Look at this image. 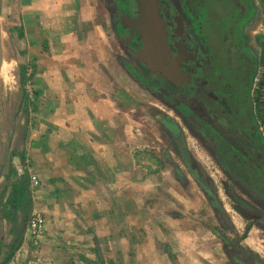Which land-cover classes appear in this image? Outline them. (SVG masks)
Instances as JSON below:
<instances>
[{"label":"crops","instance_id":"1","mask_svg":"<svg viewBox=\"0 0 264 264\" xmlns=\"http://www.w3.org/2000/svg\"><path fill=\"white\" fill-rule=\"evenodd\" d=\"M3 23L17 80L8 87L11 108L25 115L24 150L10 154L30 165L21 178L12 164L20 178L11 184L27 181L29 204L17 213H38L43 232L34 240L29 218L17 220L18 238L1 231L0 264H234L223 238L236 245L231 240L247 220L224 203L220 167L185 126L193 164L174 158L179 149L163 104L153 98L152 114L133 123L134 107L128 110V93L116 83L129 57L108 1L0 0ZM163 147L170 164H159ZM196 174L215 185L213 203ZM242 244L264 255L263 231L249 227Z\"/></svg>","mask_w":264,"mask_h":264},{"label":"flooded vegetation","instance_id":"2","mask_svg":"<svg viewBox=\"0 0 264 264\" xmlns=\"http://www.w3.org/2000/svg\"><path fill=\"white\" fill-rule=\"evenodd\" d=\"M107 1L115 36L137 64V81L170 111V115L165 113L164 124L177 138L182 162L193 164L183 141V125L208 150L213 164H218L227 182L233 185L234 188L223 182L234 207L247 220L243 231L257 226L264 233V199L259 196L264 195V169L259 170L256 159L261 152L254 142L256 131L264 137V87L260 85L261 76L257 78L260 68L264 70V34L257 31L259 1L156 0L163 22L155 26V31H159L164 43L156 45L152 55L142 57L134 53L145 45V38L138 31L139 0ZM208 15L219 21L211 23ZM257 50L261 51L260 58ZM219 59L223 63L215 64ZM255 80L259 81L258 87ZM237 82L241 83V93ZM240 106L243 113L239 112ZM223 164L235 167L226 169ZM253 164L254 173L258 174L255 178ZM240 170L257 180L260 193L244 184L245 180L235 173ZM196 176L201 177L198 182L212 202L216 197L215 185L201 174ZM242 240L235 235L231 242L236 245L232 247L223 238L234 252V264H264V255L244 246Z\"/></svg>","mask_w":264,"mask_h":264},{"label":"rangeland","instance_id":"3","mask_svg":"<svg viewBox=\"0 0 264 264\" xmlns=\"http://www.w3.org/2000/svg\"><path fill=\"white\" fill-rule=\"evenodd\" d=\"M259 1V7H260V14L257 18L258 21V32H262L264 34V0H258ZM217 18H220L215 14ZM211 19V23H217L219 20L214 19L213 16L208 15L207 19ZM215 25V24H214ZM7 25L6 23H3V26H1V33H2V49H3V63L0 69V232L2 231V234L7 238V231H9V227L12 224L9 219L2 217V211H4V205H5V198L8 194V192L11 190V182L14 181L15 177H17L16 173H10L11 169L9 168L17 164L18 168L20 169L21 178L24 177V175H28V167L30 168L29 161L21 160L17 156H12L10 154L16 151V152H22L24 150V123L23 118H25L24 112H14L16 107H12L11 105L15 102H12L11 100V94L9 95L8 87L12 83H16V76L13 78L11 77L10 72L12 70V65L8 64L11 62V53L10 47H9V38L6 33ZM264 40V39H263ZM238 57V56H237ZM115 59H112V62H114ZM238 63L240 62L237 60ZM223 60H217L215 64H222ZM233 64V63H232ZM242 67V64L240 65ZM137 64L135 60L133 61V58H128L127 61L123 60V64L121 65V69L124 71V73L120 74L119 79H117L118 85L120 86L121 90H125L128 93V99L126 100V105L128 107V110L132 109L131 107H134V109L131 112V117H135L133 120V123L136 125L135 119H137L136 115H144L146 118L149 114H152V101L153 97L149 95L146 91H144V87L137 81V78L135 76V70H136ZM237 72V71H236ZM236 75V73H235ZM238 76H240L238 74ZM260 76L262 79H264V73H260ZM237 89L241 93L242 86L240 82H237ZM19 94V93H18ZM239 112L243 113L244 108L243 106H240ZM20 116L19 119V128L20 131H17L18 135L17 137H14V128H15V119L18 118V115ZM150 126V124H149ZM183 126V125H182ZM15 140L13 143L11 141ZM177 139V138H176ZM138 150V149H137ZM141 151V150H139ZM158 152L161 154V158H159V164H170L169 160V154L166 151L165 147L158 149ZM151 153V152H150ZM178 153V152H177ZM153 154V153H152ZM27 157V155H26ZM174 158L179 160L180 156L179 154L174 155ZM158 159V158H157ZM157 159H155L157 161ZM152 161V160H151ZM156 161L154 163L156 164ZM27 168V169H26ZM213 168V167H212ZM240 168V165H237V169ZM18 170V169H17ZM196 170H193V172ZM213 171L208 169V172L211 173ZM221 180L217 182V187H219V193L221 194L224 203H232L231 196H229L226 191H224L223 182H226L225 176L221 173H218ZM15 176V177H14ZM215 177V176H214ZM20 178V177H17ZM229 186L232 188L233 185L229 183ZM3 190V191H2ZM4 196L1 197V194ZM25 214V216H24ZM16 218L17 220L21 219L24 221H27L29 218V214L25 210L24 213H17L16 212ZM225 223L230 224L229 220L227 219V215H224ZM241 230V229H240ZM241 233L237 234L236 236L240 239H243L245 236V231H240ZM1 240V238H0ZM5 248V247H4ZM3 248V249H4ZM218 259L220 262L226 261V254L223 252V250H218ZM221 264V263H220Z\"/></svg>","mask_w":264,"mask_h":264},{"label":"trees","instance_id":"4","mask_svg":"<svg viewBox=\"0 0 264 264\" xmlns=\"http://www.w3.org/2000/svg\"><path fill=\"white\" fill-rule=\"evenodd\" d=\"M258 126H256L257 128ZM256 136H255V144L256 146H258L259 151L261 152L260 157L256 159V161H259L258 164L260 165L259 170H261L262 168L264 169V137H262L257 131H256ZM258 153V152H257ZM223 166L226 167H235V164H223ZM254 166V164H253ZM227 169V168H226ZM256 172L255 170V166L252 169V174L253 177H258V174L254 173ZM235 173L238 174V176H240V178H242L245 180V185L247 187H249L252 191L253 190H257L258 193H260L261 188L258 187V182L257 180L251 178L250 176H248L246 173H242V170L240 171H236ZM241 181V182H242ZM26 180H15L14 183H12V190L10 191V193L6 196L5 198V205H4V211H2V217L9 219V221L12 222L11 224V228L9 229V231H11L13 233L14 239L18 238L19 234V222L17 221L16 218V212L17 210H24V207H26V205L29 204V200L26 198L27 197V187H26ZM263 184V182H262ZM3 191V190H2ZM3 193V192H1ZM4 196L1 194V197ZM261 198L264 199V195L261 193L259 195ZM240 203H242L243 207L246 206V203L240 199ZM15 242V240H13ZM13 251V249H11L10 253ZM10 253L8 254V252L6 253L7 256H5V258L9 259Z\"/></svg>","mask_w":264,"mask_h":264},{"label":"water","instance_id":"5","mask_svg":"<svg viewBox=\"0 0 264 264\" xmlns=\"http://www.w3.org/2000/svg\"><path fill=\"white\" fill-rule=\"evenodd\" d=\"M138 12L141 14V28L138 30L145 38V45L137 49L134 53L137 56L147 54L152 55L156 45H163L164 41L159 31H155V26L162 24V20L157 13L156 0H139ZM142 57V56H140ZM3 63L2 33L0 24V69Z\"/></svg>","mask_w":264,"mask_h":264},{"label":"built area","instance_id":"6","mask_svg":"<svg viewBox=\"0 0 264 264\" xmlns=\"http://www.w3.org/2000/svg\"><path fill=\"white\" fill-rule=\"evenodd\" d=\"M28 226L30 228L34 240H38L42 236L43 232L42 216H40L38 213H33L28 220Z\"/></svg>","mask_w":264,"mask_h":264}]
</instances>
